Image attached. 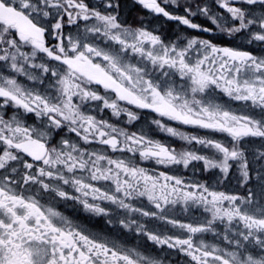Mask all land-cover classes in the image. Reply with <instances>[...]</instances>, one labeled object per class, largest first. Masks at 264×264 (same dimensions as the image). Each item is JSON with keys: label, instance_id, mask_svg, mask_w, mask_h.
Wrapping results in <instances>:
<instances>
[{"label": "snow or ice", "instance_id": "snow-or-ice-1", "mask_svg": "<svg viewBox=\"0 0 264 264\" xmlns=\"http://www.w3.org/2000/svg\"><path fill=\"white\" fill-rule=\"evenodd\" d=\"M0 264H264V0H0Z\"/></svg>", "mask_w": 264, "mask_h": 264}, {"label": "rangeland", "instance_id": "rangeland-1", "mask_svg": "<svg viewBox=\"0 0 264 264\" xmlns=\"http://www.w3.org/2000/svg\"><path fill=\"white\" fill-rule=\"evenodd\" d=\"M159 135V134H158ZM162 139H163V137L162 136H160Z\"/></svg>", "mask_w": 264, "mask_h": 264}, {"label": "flooded vegetation", "instance_id": "flooded-vegetation-1", "mask_svg": "<svg viewBox=\"0 0 264 264\" xmlns=\"http://www.w3.org/2000/svg\"><path fill=\"white\" fill-rule=\"evenodd\" d=\"M161 138V137H160Z\"/></svg>", "mask_w": 264, "mask_h": 264}]
</instances>
